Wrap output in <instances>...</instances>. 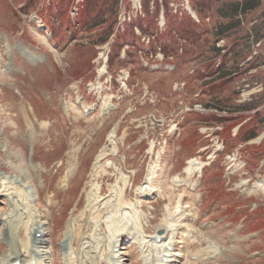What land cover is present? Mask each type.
Segmentation results:
<instances>
[{
  "label": "rangeland",
  "instance_id": "rangeland-1",
  "mask_svg": "<svg viewBox=\"0 0 264 264\" xmlns=\"http://www.w3.org/2000/svg\"><path fill=\"white\" fill-rule=\"evenodd\" d=\"M221 1L0 0V191L6 185L1 176L25 179L28 196L20 187L11 190L17 206L33 213L29 225L48 216V264H99L115 252L118 264H145L144 256H161L165 245L156 250L153 240L140 236L152 239L166 222L179 229L168 253H179L173 264H264V184L258 187L264 171L256 164L264 162L257 156L258 150L264 154V0L218 40L201 26L216 24L213 12ZM181 83L184 88L176 89ZM187 109L208 115L186 114L179 136L168 132ZM245 120L241 132L255 124L259 136L239 152L225 143L224 152L204 169L207 174L196 175L197 191L171 184L197 152L211 155L217 127L233 129ZM113 130L116 137L108 147L119 152L94 169ZM152 141L161 151L152 179L157 191L141 198L137 189L147 185L142 183L152 162L147 153ZM231 153L243 163L225 160ZM228 168L234 174L227 186L221 175ZM91 174L98 175L94 184L103 186L92 196L100 202L94 210L86 186ZM67 175L71 181L62 185ZM71 182L74 187L67 190ZM123 183L129 184L127 210L118 206ZM181 195L185 212L177 213ZM224 195L239 203L211 202ZM0 200L2 213L16 211L3 196ZM48 203H55L51 212ZM107 203L118 207L109 206L107 213ZM222 204L228 214L238 209L235 218L226 216ZM20 213H14L17 220ZM71 217L83 225L74 242L67 239ZM116 217L122 221L114 222ZM121 226L131 228L130 239L113 247L121 240ZM3 227L0 223V257L7 250Z\"/></svg>",
  "mask_w": 264,
  "mask_h": 264
},
{
  "label": "bare ground",
  "instance_id": "bare-ground-1",
  "mask_svg": "<svg viewBox=\"0 0 264 264\" xmlns=\"http://www.w3.org/2000/svg\"><path fill=\"white\" fill-rule=\"evenodd\" d=\"M116 137V130H113L109 133L108 135V140H107V144L104 145L100 151L99 154L96 157V161L94 162V169H96V167L98 166V163L101 162L104 158H106L109 155H116L118 153V149L114 146L112 148H109L108 146L111 143H114V139ZM30 139V138H29ZM154 151H155V143L151 142L150 143V147L147 149V152L151 155H154ZM74 153V151H72V154ZM75 160V157L72 156L71 157V162ZM151 160H153V164L149 166L148 169V173H147V179L149 181H151L153 179V175L156 172V169L158 168V161H159V154L157 156L153 158H151ZM72 164V163H71ZM202 166L201 163H199L196 159H191L188 161V166L184 169L185 172V177L183 179H180V177L178 175H176L173 178V182L179 186V185H183V184H187L191 190H194L195 187L197 186L196 182L192 181L194 172L198 169H200ZM70 172V171H69ZM41 175H44L43 173H41ZM92 178L90 179L89 182H87V187L90 188V192L88 194V204L90 205V207L92 208V210L97 209V206L100 205V202H95L92 199V196H94V198L96 197L97 193L101 192V189L103 188V186L97 187L96 184H94V180L97 179V174H91ZM3 179H5L6 181V185L4 186L3 191H0V197H4L6 199V202H8V204L10 206H16V211L15 210H11V212L8 213H2L0 211V223H2V225L5 227V231L4 234L6 235L4 239H2L3 243L6 244L7 246V250L2 254V256L0 257V263L1 264H15L16 262H20V264H48V255H49V251L46 250V227L47 223H48V216L45 217V220H40L39 223H36L34 221H31L30 225H29V220H32L33 218V213L30 212L29 215L26 214V211H24L23 209H21L22 206H17L16 204V200H15V193L13 190H11L12 188L16 189L17 187H20L19 189H23L25 196H28V191H29V186H25L23 185L22 182H25V179L23 177H21L20 179L18 178H12V177H8V176H1ZM1 178V179H2ZM68 175L65 176L64 180L61 181V184H65V183H69V181L71 180H67ZM16 181H18V183L16 184ZM127 181L125 180V183ZM10 183V185H8ZM245 183V182H244ZM13 185V186H11ZM20 185V186H19ZM71 184L69 185V187L67 188V190H71L72 187H74ZM149 188L144 189V188H140L139 189V196L140 197H151L152 196V192L154 191V188L150 186V182L148 183ZM9 186H11L9 188ZM123 190L125 193V187L126 184L124 185L123 183ZM65 189V191H67ZM93 190H95L96 192H94ZM264 191V188L262 189ZM30 192V191H29ZM38 192H41L40 190H38ZM55 197V195L53 196ZM121 200L118 204L119 207L125 209L128 208L125 206L126 200V193L125 196L120 195ZM40 198V193H37V199ZM35 199L36 202V206L37 208L39 207V203L38 200ZM97 199V198H96ZM2 200H0L1 202ZM67 201V200H66ZM80 202L77 204V206L75 207L74 211L77 210V208L79 207ZM55 203H48V207L47 210L50 211L53 207H54ZM109 206H112V210L114 211V209H117V207H115V204L112 203L106 204V211L109 210ZM127 210V209H126ZM20 211V216H19V220H17L14 216V213ZM73 211V212H74ZM51 212V211H50ZM108 213V211H107ZM72 218V217H71ZM70 218V221L68 223L69 228L67 231V234L69 235L67 239H71L73 242L77 240L78 234L77 232L81 231L83 229V225L80 226V228L78 227L79 224H77V220L76 217L73 219ZM78 218V217H77ZM15 219V220H14ZM47 220V221H46ZM114 222L115 221H122V219L119 218H114L113 219ZM16 221V222H15ZM77 225V226H76ZM168 227L171 228L170 224H167ZM76 226L75 229H73ZM3 227V228H4ZM23 229L25 230V234H23ZM102 229V228H101ZM104 230V229H102ZM107 230V229H106ZM117 230L122 233V235L120 236L121 240L119 241V244L122 245L121 243L125 240L128 241V235H131V228H126L124 226H121L119 228H117ZM172 231L169 230L168 234L163 236L162 239H164V241H168L167 246H170L172 244V241H174L175 236H177V231L176 228L175 229H171ZM21 235V237H20ZM158 236H155V239ZM67 239H65L62 243V249H66L68 247V242ZM84 239V238H83ZM80 238V242L81 240H83ZM141 239H143V236L141 237ZM150 241V240H149ZM163 241V240H162ZM139 242V241H137ZM115 243V245L113 247L116 246H120ZM122 249V248H119ZM114 249H112L113 251ZM101 252L100 251H96V255L94 256V260L99 259L98 256H100ZM149 261H147V264H161L162 261H158L154 259V254L150 253L149 254ZM162 260V258H161ZM176 262L177 259L176 258H172L171 260V264L173 262ZM72 263V261H71ZM70 263V264H71ZM118 263V262H117ZM115 262V254H110L108 257V254H105V257L102 258L99 261V264H117ZM81 264H86V261H82Z\"/></svg>",
  "mask_w": 264,
  "mask_h": 264
},
{
  "label": "trees",
  "instance_id": "trees-1",
  "mask_svg": "<svg viewBox=\"0 0 264 264\" xmlns=\"http://www.w3.org/2000/svg\"><path fill=\"white\" fill-rule=\"evenodd\" d=\"M263 0H223L217 3L214 14L217 18L216 24L211 25L212 32L218 40H223L229 32L240 26L242 16L260 7ZM198 5L192 8L197 12ZM200 15V12H197ZM201 19H203L202 15ZM216 50H220V47ZM248 110V109H247Z\"/></svg>",
  "mask_w": 264,
  "mask_h": 264
},
{
  "label": "water",
  "instance_id": "water-1",
  "mask_svg": "<svg viewBox=\"0 0 264 264\" xmlns=\"http://www.w3.org/2000/svg\"><path fill=\"white\" fill-rule=\"evenodd\" d=\"M160 232H162V231H160Z\"/></svg>",
  "mask_w": 264,
  "mask_h": 264
}]
</instances>
